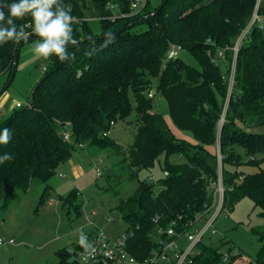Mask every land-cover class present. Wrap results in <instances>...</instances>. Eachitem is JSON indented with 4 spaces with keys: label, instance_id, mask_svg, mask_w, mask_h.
<instances>
[{
    "label": "trees",
    "instance_id": "1",
    "mask_svg": "<svg viewBox=\"0 0 264 264\" xmlns=\"http://www.w3.org/2000/svg\"><path fill=\"white\" fill-rule=\"evenodd\" d=\"M135 1L61 0L75 17L89 13L98 17L100 31L96 33L86 20L74 24V34L81 40L78 46L68 48L74 57L64 62L54 55L49 58L50 64L36 83L29 103L16 106L0 119V133L8 128L12 137L8 144H0V156H13L0 164V198L7 200L16 189L29 190L36 179L45 182L44 192L48 190L50 180L72 158L79 143L114 145L119 151L120 144L107 141V134L112 122L115 125L132 113L133 94L138 131L124 161L132 170L130 177L141 169L153 168L159 155L165 154L161 190L156 194L155 183L142 182L120 206L128 224V251L145 260L159 249L161 239H168L158 230L167 229L173 221L177 234L172 238H187L184 232L191 230L214 202L211 184L218 181L220 167L226 188L221 212L250 197L264 213V171L242 173L230 169V165L243 163L260 165L264 159V28L253 25L240 48L235 86L222 127L233 51L226 50L225 64L212 61L219 49L235 45L257 6L264 16V0H163L158 7L147 0L137 11L132 7ZM16 23H30V17ZM108 30L115 34V41L100 49ZM37 38L32 35L28 41ZM24 43L0 45V79L8 74L3 92L12 83L13 79L9 80L13 71L16 73ZM175 44L196 55L201 67L191 66L179 56L166 60ZM92 47L97 51L86 56ZM155 76L160 78L174 124L191 131L197 143L177 137L166 118L152 109L149 93ZM67 123L72 132L70 141L62 133ZM212 148L220 149L221 165ZM172 155L177 160L172 161ZM78 195V190H73L64 205L72 202L80 211L83 202L74 203ZM254 231L262 240L264 228ZM221 242H226L225 237ZM75 249H60L57 264H77L73 259ZM195 249L196 254H190L185 264H235L232 247L224 253L221 246L202 239ZM263 257L264 243L259 259Z\"/></svg>",
    "mask_w": 264,
    "mask_h": 264
},
{
    "label": "rangeland",
    "instance_id": "2",
    "mask_svg": "<svg viewBox=\"0 0 264 264\" xmlns=\"http://www.w3.org/2000/svg\"><path fill=\"white\" fill-rule=\"evenodd\" d=\"M162 1L149 0L152 7H158ZM84 18L90 19L89 25L96 33L100 31L98 17L89 13ZM33 41L20 47L16 73L4 92L1 90L8 74L0 79V108L5 110L4 117L15 108L12 107L13 103H29L36 83L50 64L49 59L36 58L32 51ZM179 57L191 66L201 67L199 59L188 49L180 51ZM150 91L155 93L152 109L166 118L174 134L193 144L197 143L191 131L181 130L174 124L168 100L160 88L159 77L152 78ZM131 99L132 113L118 119L107 134V141L120 144L119 151L114 145L76 147L72 158L62 164L50 180L48 190L44 192L45 182L36 179L29 190L16 189L7 200L0 198V238L15 241L0 245V264H57V252L60 249L68 247L73 250L79 245L78 230L83 226L103 229L111 236L120 237L128 227L120 211L121 201L129 199L142 182L155 183L156 194L161 190L164 153L159 155L153 168L141 169L134 177H130L132 170L128 162L124 164L138 131L133 94ZM212 150L218 153V148ZM170 158L172 161L177 160L175 155ZM257 159H261V156ZM96 165L101 169L100 176L97 175ZM230 169L242 173L264 171V159L260 165L243 163L230 165ZM75 189L79 195L74 203L83 202L80 211L72 202L64 205V199ZM218 208L219 203L216 210L200 217L190 231L198 234ZM93 210L97 212L96 215L91 214ZM89 218L93 225L89 224ZM259 228H264L263 210L250 197H244L232 209L221 212L215 218L213 227L203 239L216 247L221 246L224 253L232 247L231 254L236 256L235 264H264V257L259 259L264 237L261 240V234L254 231ZM223 237L225 243L221 242ZM190 244L185 237L178 240L181 250L187 249ZM196 252L197 249L193 251L194 254Z\"/></svg>",
    "mask_w": 264,
    "mask_h": 264
},
{
    "label": "built area",
    "instance_id": "3",
    "mask_svg": "<svg viewBox=\"0 0 264 264\" xmlns=\"http://www.w3.org/2000/svg\"><path fill=\"white\" fill-rule=\"evenodd\" d=\"M147 3V0H136L132 7L135 11L142 9ZM259 5V3H258ZM77 18V22L81 21H88L89 18ZM255 24H259L262 28H264V16L258 13V6L253 13L252 19L248 26L243 30L242 34L238 37L236 43L232 47L221 48L218 50L216 56L212 57V61L216 64H222L226 62V50L231 49L233 51V57L230 62L229 68V75H228V95L226 99V103L224 106L223 114L220 119V127L225 122V114L227 111L228 103L231 98V95L234 90L235 81H236V70H237V58L240 48L243 44V41L248 35L251 27ZM184 48L182 45H173L168 54L166 56V60L170 59L171 57L179 56L180 51ZM150 97H154L155 93L150 92ZM17 107L22 106V103L18 102L16 104ZM114 125V122H112ZM70 125L67 123V126L63 128V137L66 140H71V130L69 129ZM78 146L85 147V144L79 143ZM219 148V146H218ZM218 158L222 161V155L220 153V149H218ZM96 172L97 175L100 176L102 174L101 169L96 165ZM211 187L214 189V202L212 203L211 207L205 210L204 215H209L212 210H216V207L219 203V208L215 212V215L212 219H209L207 225L198 233L194 234L190 230H186L184 232V236L187 237L188 241L191 243L187 249L181 250L180 246L178 245V240L174 239L177 232L174 228L176 224L175 221L167 228H160L158 230L159 234H166L168 239H161L160 240V247L159 249L153 250L151 255L146 258L145 260H139L134 255H132L127 248L128 245V233H124L120 237H114L107 234L103 229L91 227L86 228V226L81 227L79 231V235L83 232L95 249V252L92 255H89L87 259H85L84 249L79 245L77 249L74 250L73 259L76 261L77 264H167L170 263L172 260L175 261V264H185L189 259L190 254H193L194 247L196 243L204 238L207 232L213 227L215 218L220 214L221 208L224 202L225 190L226 188L223 185L222 180V173L220 167V177L216 183L211 184ZM92 215H96V211H92ZM181 218V217H180ZM89 224L93 225L91 218H89ZM181 235V234H180ZM6 242L14 243L13 239H9V241H5L3 238H0V245L5 244Z\"/></svg>",
    "mask_w": 264,
    "mask_h": 264
},
{
    "label": "clouds",
    "instance_id": "4",
    "mask_svg": "<svg viewBox=\"0 0 264 264\" xmlns=\"http://www.w3.org/2000/svg\"><path fill=\"white\" fill-rule=\"evenodd\" d=\"M27 17H30V23H16L18 19L24 20ZM76 23L77 18L71 14V7L63 4L61 0H16L12 3L0 0V45L9 41L16 44L22 41L27 43L30 36L35 35L38 38L33 41L32 51L36 58L49 59L54 55L61 62L73 58L74 53H69V46H78L81 43L74 34L73 25ZM29 28L31 31L26 30ZM103 35L105 39L100 49L115 41V34L111 30ZM92 43L95 44V41ZM96 51L97 48L92 47L85 55L92 56ZM11 138L10 129L4 128L0 133V144H8ZM12 159L11 154L5 153L0 156V164ZM78 243L84 249L85 259L95 252L83 232L79 235Z\"/></svg>",
    "mask_w": 264,
    "mask_h": 264
},
{
    "label": "crops",
    "instance_id": "5",
    "mask_svg": "<svg viewBox=\"0 0 264 264\" xmlns=\"http://www.w3.org/2000/svg\"><path fill=\"white\" fill-rule=\"evenodd\" d=\"M0 104H1V103H0ZM14 106L16 107V105H14V103H13L12 107H14ZM13 109H14V108H13ZM13 109H12V110H13ZM4 115H6V114H5V110L2 109V108H0V119L3 118ZM14 243H15V242H14Z\"/></svg>",
    "mask_w": 264,
    "mask_h": 264
},
{
    "label": "water",
    "instance_id": "6",
    "mask_svg": "<svg viewBox=\"0 0 264 264\" xmlns=\"http://www.w3.org/2000/svg\"><path fill=\"white\" fill-rule=\"evenodd\" d=\"M16 59H17V56H16ZM13 77H14V71H13V73L11 74V79L9 80V83L11 82V80L13 79ZM9 83H8V84H9ZM1 91H3V89H2Z\"/></svg>",
    "mask_w": 264,
    "mask_h": 264
}]
</instances>
